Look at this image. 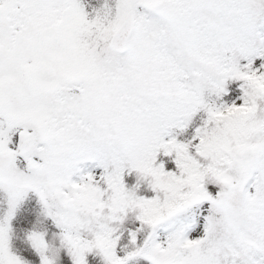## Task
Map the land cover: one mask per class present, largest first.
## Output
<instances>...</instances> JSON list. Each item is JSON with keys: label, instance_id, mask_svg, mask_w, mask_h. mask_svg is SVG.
Wrapping results in <instances>:
<instances>
[{"label": "snow or ice", "instance_id": "obj_1", "mask_svg": "<svg viewBox=\"0 0 264 264\" xmlns=\"http://www.w3.org/2000/svg\"><path fill=\"white\" fill-rule=\"evenodd\" d=\"M0 264H264V0H0Z\"/></svg>", "mask_w": 264, "mask_h": 264}]
</instances>
